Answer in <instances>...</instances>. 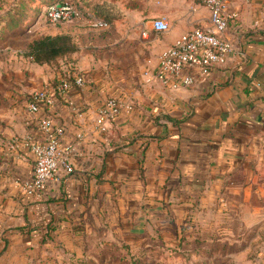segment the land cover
<instances>
[{
    "label": "crops",
    "instance_id": "1",
    "mask_svg": "<svg viewBox=\"0 0 264 264\" xmlns=\"http://www.w3.org/2000/svg\"><path fill=\"white\" fill-rule=\"evenodd\" d=\"M62 1L70 0L55 2ZM91 2L85 13L95 17L103 18L100 7L114 8L110 28L87 19L52 28L44 37L63 36L71 49L33 65L21 86L8 84L18 93L0 104V264L46 262L52 251L98 250L109 241L137 247L185 223L189 235L195 228L235 235L239 224L247 234L242 251L255 243L259 252L243 264H264V0L230 1L236 17L226 35L244 56L234 54L206 82L176 89L153 80L158 57L183 33L209 26L208 8L196 0ZM156 17L170 29L155 31ZM74 70L87 78L68 92L77 111L58 95L53 116L67 128L63 143L76 142L75 172L32 195L26 184L35 156L9 142L39 133L27 94ZM109 96L124 109L102 131L98 110Z\"/></svg>",
    "mask_w": 264,
    "mask_h": 264
},
{
    "label": "built area",
    "instance_id": "2",
    "mask_svg": "<svg viewBox=\"0 0 264 264\" xmlns=\"http://www.w3.org/2000/svg\"><path fill=\"white\" fill-rule=\"evenodd\" d=\"M196 1L208 8L210 25L195 27L178 37L160 53L157 68L152 74L153 80L170 88L193 87L206 82L214 70L227 66L234 54L244 56L240 50L237 52L235 42L226 35L231 19L236 17L234 12H229L231 0ZM43 9L48 22L52 25L87 19L89 25L96 29H109L111 26L110 22L102 18L86 14L73 1L53 2ZM151 24L158 32L170 29V23L164 17L152 19ZM86 82V76L74 70L71 76L62 78L57 85L48 84L27 94V112L39 133L37 136L33 134L16 136L9 142V146L14 149L29 147L35 156L33 175L26 184L27 193L41 196L51 182H60L75 172L76 142L63 143L67 128L56 122L53 110L58 95H61L77 111L68 92L72 87H84ZM126 108L129 111L132 106ZM123 109L124 103L118 96H109L98 110L97 123L100 129L106 130L109 124L120 117ZM30 122L28 120V124ZM83 138V134L77 135L78 140ZM45 239L50 240L49 234Z\"/></svg>",
    "mask_w": 264,
    "mask_h": 264
},
{
    "label": "rangeland",
    "instance_id": "3",
    "mask_svg": "<svg viewBox=\"0 0 264 264\" xmlns=\"http://www.w3.org/2000/svg\"><path fill=\"white\" fill-rule=\"evenodd\" d=\"M19 1L0 2V104L6 103L12 96L14 98V93H18V90H9L8 84L14 82L16 88L21 86L32 66L41 64L25 53L35 41L57 26L48 22L39 4L30 3L33 9L22 24L14 30H7V17L14 14L13 10L9 13L8 9ZM55 1L50 0L48 4ZM70 1L75 2L84 12L92 4L91 0ZM234 230L235 235L226 231L220 232V235L214 229L199 234L195 228L189 235L186 233L185 223L177 234L174 231L160 232L158 229L157 233L145 236L137 247L117 245L109 241L98 250L52 251L46 262L42 260L36 264H243L248 259H254L259 253L255 243L249 251H242L247 245V234L239 224L235 225Z\"/></svg>",
    "mask_w": 264,
    "mask_h": 264
},
{
    "label": "trees",
    "instance_id": "4",
    "mask_svg": "<svg viewBox=\"0 0 264 264\" xmlns=\"http://www.w3.org/2000/svg\"><path fill=\"white\" fill-rule=\"evenodd\" d=\"M3 1L4 0H0V2ZM30 3H37V0H20L18 3L16 2L14 5H10V9H8L9 13L13 10L14 14L8 15L7 17V30H14L19 24H22L21 22H23V19H25V17L29 15V11L33 9ZM115 13L114 8L112 9L110 5L100 7V16L108 22L116 18L117 14ZM70 49V43L63 36H46L35 41L31 49L25 54L42 64L55 59L57 56L66 53Z\"/></svg>",
    "mask_w": 264,
    "mask_h": 264
}]
</instances>
